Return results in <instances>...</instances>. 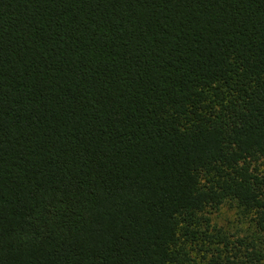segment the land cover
<instances>
[{"label":"trees","instance_id":"16d2710c","mask_svg":"<svg viewBox=\"0 0 264 264\" xmlns=\"http://www.w3.org/2000/svg\"><path fill=\"white\" fill-rule=\"evenodd\" d=\"M0 264H264V0H0Z\"/></svg>","mask_w":264,"mask_h":264},{"label":"rangeland","instance_id":"374dc122","mask_svg":"<svg viewBox=\"0 0 264 264\" xmlns=\"http://www.w3.org/2000/svg\"><path fill=\"white\" fill-rule=\"evenodd\" d=\"M239 218V215L235 213L233 209H228L227 207H223L219 214H214V220L223 226H230L234 225V222H236Z\"/></svg>","mask_w":264,"mask_h":264}]
</instances>
